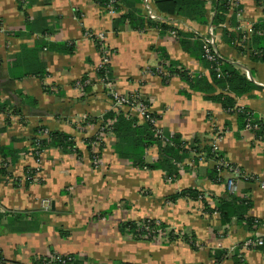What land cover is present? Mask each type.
<instances>
[{
	"label": "crops",
	"instance_id": "0c3cea01",
	"mask_svg": "<svg viewBox=\"0 0 264 264\" xmlns=\"http://www.w3.org/2000/svg\"><path fill=\"white\" fill-rule=\"evenodd\" d=\"M205 1L206 24L166 17L180 31L195 29L201 36L214 27L221 59L248 73L258 86L236 96V106L264 120V62L252 59L247 51L238 52L222 35V29L228 28L247 36L251 26L264 19V0H239L234 26L229 19L213 24L215 0ZM136 8L144 18L141 5ZM129 9L121 4L111 15L94 0H0V146L17 154L15 160L6 159L8 175H0V264H32L52 254H73L81 264H237L239 256L244 264H264V244L240 247L248 239L264 237V189L259 187L264 180V132L257 135V129L240 127L236 113L208 98L222 89L204 94L177 75L162 81L152 70L170 62L207 78L209 70L168 30L147 25L137 30L124 23L114 32V18ZM87 32L104 34L112 51L109 67L116 91L139 93L158 116L156 128L186 142L198 139L202 145L210 143L212 128L222 129L219 151L252 179L223 170L214 183L209 179L214 162H195L190 155L177 163L179 175L169 181L162 170L137 169L119 158L112 134L105 137L100 164L94 167L84 140L98 130L94 119L118 108L104 91L98 72L100 54ZM81 80L82 89L77 84ZM38 126L68 134L81 157L50 147L41 155L39 181L29 183L28 173L36 166L30 146ZM157 158L155 145L146 149L147 161ZM1 162L0 157V168ZM189 188L202 191L211 207L216 198L229 194L247 198L252 205L248 215L261 224L248 231L235 219L223 223L216 214L202 213L199 201L168 200ZM143 219L175 228L177 238L135 240L120 232L121 224Z\"/></svg>",
	"mask_w": 264,
	"mask_h": 264
},
{
	"label": "trees",
	"instance_id": "16d2710c",
	"mask_svg": "<svg viewBox=\"0 0 264 264\" xmlns=\"http://www.w3.org/2000/svg\"><path fill=\"white\" fill-rule=\"evenodd\" d=\"M94 1L99 3L102 7L107 8V5L111 0ZM112 1V4L117 11H119L121 4L126 3L130 6L128 12L122 13L118 17L114 18L112 24V29L114 30V32L119 31L124 23H128V26L137 30L144 29L145 25L168 31L173 29L165 24H159L157 22H151L149 20L141 18L139 16L141 12L136 8V4H139L140 0ZM256 1L260 3L258 0ZM153 2L156 10L163 16H180L190 21H194L198 24H206L208 22L205 0H153ZM261 4L263 6L264 12V3ZM19 7L21 8L22 4H20ZM239 7H231L230 0H215V12L212 16L211 22L215 25H218L224 23L227 19H229V21L231 22V26L236 25L234 15L239 12ZM227 15L230 17H227ZM28 24L29 21L27 20L26 27H29ZM41 30L44 32L46 29L41 28ZM222 35L225 40L229 44L233 45L238 52L247 51L252 59L259 62H264V19L251 26V34L249 38L244 41L242 40V35L238 33L236 34L235 32L233 33L229 31L228 28L222 29ZM176 38L184 50L195 55L201 62L206 65V67H208L209 77L207 78L205 76L195 75L184 67L172 62H170V64H168L167 66H160L165 70V75L160 72V68L158 67L153 69L152 71L164 82H167L172 75H177L178 77L185 80L190 88L196 89L204 94L213 93L215 88L217 87L222 89L219 94L210 96L208 98L210 100L220 102L223 109L228 113H236L239 119L240 127L245 128L246 119L250 110L236 106L235 98L236 96H241L254 88H258V86L250 79H248L246 74L242 73L240 69L236 68L234 64L223 60L221 66H219L220 76H217L218 72L215 70L217 64L215 62L213 63L207 61L203 57L202 42L199 37L192 40V36L190 34L178 30ZM91 39L94 41L96 48L101 55L98 40H96L94 36H91ZM107 71L108 76L111 77L109 73V65L106 67V69L99 68L98 72L100 78H103ZM42 73L40 74V76L42 75ZM80 83L84 85V81L81 80ZM144 103L148 108L150 107L147 101ZM124 108H126V111L118 108V112H108L97 120L94 119L92 123L97 122V124L99 123L100 125L106 120H112L110 131L116 139L115 150L119 158L129 161L134 168L162 170L165 172V178L170 181V179L174 180L179 175L177 163L180 161H184V159H186L190 155H193L192 158L195 162L198 161V157L196 156V154L198 153H200V155H204L205 159H211L212 161L213 159H216V155L217 157H223L221 152H219L218 154L212 153L210 143H208V145H202L198 139L186 142L176 135L167 136L165 134H163L164 139H162L161 137L156 135L155 126L150 122L149 119L138 117L136 115L132 116L130 113V107L124 106ZM149 117H153L158 120V116L153 112L149 114ZM251 123L256 124L258 127V129L256 130V134L262 135V133L264 132V120H260L252 116ZM42 128L45 127L40 126L36 128L34 130V134ZM216 130L217 128L215 127V131ZM35 139V137L32 138V141L34 143ZM95 140L96 136H92L84 140L85 149L92 163L94 162L95 157H101V151L104 148V144H101L99 146V152L95 154L92 150V143ZM154 145L158 149V158L155 161H147L145 159V151L146 149ZM50 147L59 149L63 153H72L78 158L81 157V151L76 147V144L72 140V138L66 133L49 131L48 139L41 140L38 143V149L39 151H42ZM0 157L3 159V162H1L0 175H8L5 169L8 164V162H6V159L11 158L12 160H15L17 154L13 149L9 147L0 146ZM219 173L220 169H218L214 165L209 173V179H211L214 183L218 182ZM28 176H30V172L28 173ZM251 179L252 178H250V180ZM27 182L30 183L28 178ZM179 197H185L194 201H199L202 204L204 213L208 215H212L214 213L217 214L223 223H230L233 219H235L237 222L244 223L248 231H253V227L256 228L261 224L260 220H257L248 215V211L251 209L252 205L250 200H248L247 198L240 199L233 194H229L226 198H216L215 205L211 207L207 203L202 191L189 188L182 190L178 194H174L168 197V200L174 201ZM101 215H106V213L104 212ZM145 228H148V231L151 235L145 238H141L140 234H142V232H147ZM119 230L124 234L130 235L135 240L154 241L153 236L157 235V233H159L160 231L164 232L167 235L169 241L175 240L177 238V233H174V230L168 225L163 222L151 219L144 220L141 223L128 221L121 224L119 226ZM62 235L66 236V232H63ZM262 239L264 241V237ZM190 245L195 247L194 242L190 243ZM241 245H243V243L240 244V247ZM50 257L39 258L33 261L32 264H46L47 261H50ZM235 260L237 264H244L241 256L235 258ZM0 262H2L1 258ZM50 264L81 263L76 259L75 255L70 254L67 256H63L60 261L51 260Z\"/></svg>",
	"mask_w": 264,
	"mask_h": 264
},
{
	"label": "built area",
	"instance_id": "2783aa9c",
	"mask_svg": "<svg viewBox=\"0 0 264 264\" xmlns=\"http://www.w3.org/2000/svg\"><path fill=\"white\" fill-rule=\"evenodd\" d=\"M149 1L150 0H142V2L145 5L146 11L148 12V14L145 16V18L150 19V20H154L155 22H157L159 24H165L167 26L171 25V28H173V29L170 30L169 32L173 37H176L178 29L175 27H172L174 25H172L170 23L169 18L161 15L156 9L154 10L152 8V6L150 5ZM230 1H231L232 7H237V5L239 6V0H230ZM112 2L113 1L111 0L110 3L107 5L106 10L111 15H115L117 13V10H116V8H114V5L112 4ZM187 31L189 33H191L193 39H196L197 37L200 38V40L202 42L203 57L207 61H210L213 63L215 62L217 64V67L215 68V70L218 72L217 76H220L219 66H221V64H222V59L215 49L214 27L209 26L207 28V33L204 36H201L200 33L195 29H188ZM250 34H251V29L248 30L247 36H244L242 38V40L244 41V40L248 39ZM86 35H88V37L94 36L96 38V40H98V43L100 45V53H101L99 67L101 69H106V67L108 65H110V57H111L112 53L110 51V48L107 46V44L105 42L104 34L101 33L98 35H94L91 32H87ZM160 72L164 75L166 74V72L162 68H160ZM246 75H248V74L246 73ZM101 80H102L103 84L105 85V88H107L108 95L112 99L113 106L115 108L128 106V107H130V110H131L130 113L132 115H136L138 117H144V118L149 119L150 122L153 123L155 126L156 135L161 137L162 139H164L162 131L160 129L156 128L157 119L153 118V117H149V114H151L152 112L146 106V104L144 103L146 101L141 97V95L139 93H132V95H127V94H122L118 91H115L114 80L108 76V71L105 73L104 77L101 78ZM77 84H78V87L82 89L83 85L79 82ZM109 88H112V89L109 90ZM252 116H254L253 113L248 112L245 129H248V130L258 129L256 124L251 123V117ZM111 125H112V120H106L104 123L102 122L99 125L98 131L96 134V140L92 143V150L95 154H97L99 152V146L101 144H104V139H105L104 137L111 134V131H110ZM222 134H223V130L218 129V128L215 132H213V137L211 138V141H210V147H211L212 153L218 154L220 152L217 144H218V141L220 140V138L222 137ZM48 135H49V130L46 128H42V129H39L37 131V134L35 136L36 139H35V143L33 144L31 152L35 158L36 166L30 172V176H28V179L31 183L39 181L38 175L41 172V160L40 159H41V155H42L44 150L39 151L38 143L43 139H48ZM100 159H101V157H99V158L95 157L94 162L93 163L91 162L92 165L94 167H97L100 164ZM213 162H214V165L218 169H220V172L223 170H228V171L234 173L237 177L242 178L244 180H250V178H252V176H249L248 174L239 170L236 166H233L230 163H228L224 157H217V155H216V159H213ZM229 184H231V182H229ZM259 187L264 189V180L259 181ZM262 227L264 228V223L262 224ZM145 230L147 232H142V234H140L141 238H145V237H148L149 235H151L150 232L148 231V228H145ZM143 233H145V234H143ZM159 234L160 233H157V235H155V236H158ZM261 245H263V239L260 236L259 238H256V239H248V240L244 241L242 248L243 249L258 248ZM62 257L63 256H60L58 254H53L50 257V261L51 260L60 261L62 259ZM50 261H47L46 264H50Z\"/></svg>",
	"mask_w": 264,
	"mask_h": 264
},
{
	"label": "rangeland",
	"instance_id": "374dc122",
	"mask_svg": "<svg viewBox=\"0 0 264 264\" xmlns=\"http://www.w3.org/2000/svg\"><path fill=\"white\" fill-rule=\"evenodd\" d=\"M152 2H153V0H150L149 1V3H150V5L152 6V8L155 10L156 8L152 5ZM139 5H141V8H142V13H143V15H144V18H145V16L148 14V12L146 11V8H145V5H144V3L142 2V0H140V3H139ZM232 7V6H231ZM237 7H239L238 5H237ZM235 8V7H234ZM240 8V7H239ZM240 11V10H239ZM147 20H150V19H147ZM151 22H155L154 20H150ZM170 27H171V25H169ZM172 27H175V28H178V25L176 24V23H174V26H172ZM161 30V29H160ZM179 30V29H178ZM185 32H187L188 34H190L191 35V33H189L188 31H185ZM192 36V35H191ZM174 38H176V37H174ZM176 40H177V38H176ZM158 68H162V67H160V66H158ZM163 69V68H162ZM164 70V69H163ZM165 71V70H164ZM110 73V72H109ZM248 74V73H247ZM104 85V84H103ZM104 88H105V85H104ZM110 89H112V88H109V90ZM114 89H115V87H114ZM104 91H105V93L107 94V96L109 97V95H108V91H107V88H105L104 89ZM115 91H116V89H115ZM6 112H8V116L7 117H5L6 119L5 120H7V121H9V119H10V111H6ZM132 115V114H131ZM133 116V115H132ZM135 117V116H134ZM39 127V126H38ZM217 128V127H216ZM98 131V130H97ZM215 131V128H212V132H214ZM36 134L37 133H35L34 134V137L36 136ZM96 134H97V132L94 134V136H96ZM106 137V136H105ZM104 137V138H105ZM33 141L31 140V148L33 147ZM196 156L198 157V160L200 161V160H204L205 159V156L204 155H200V153H198V154H196ZM201 156V157H200ZM185 160V159H184ZM153 161V160H152ZM183 162V161H182ZM179 165L180 164H177V166H178V174H179ZM171 181V180H170ZM201 210H202V213H204V211H203V209L201 208ZM215 214V213H214ZM217 215V214H216ZM145 219H143V220H139V221H137V222H139V223H141L142 221H144ZM156 221H159V220H156ZM159 222H162V221H159ZM170 227V226H169ZM170 228H172V227H170ZM173 230H174V233H177V231H176V229L175 228H172ZM160 234L158 235V236H153V239H155V241H158V240H160V241H165V242H167V241H169L168 240V238H167V235L164 233V232H159ZM195 244V243H194ZM232 252V251H231ZM231 252H229V254L231 253Z\"/></svg>",
	"mask_w": 264,
	"mask_h": 264
}]
</instances>
